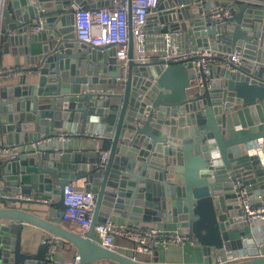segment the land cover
Listing matches in <instances>:
<instances>
[{"label": "water", "instance_id": "obj_1", "mask_svg": "<svg viewBox=\"0 0 264 264\" xmlns=\"http://www.w3.org/2000/svg\"><path fill=\"white\" fill-rule=\"evenodd\" d=\"M93 1L0 0L13 73L21 72L17 84L0 85V147L16 151L0 158V264H53L49 247L57 238L75 246L80 264H182L141 261L101 245L95 227L112 216L175 223L203 247L202 264H214V255L241 248L251 233L235 187L247 189L253 206L264 205V162L251 150L264 138V7L224 0L230 16L213 25L193 0H161L149 17L161 25L152 31L183 32L189 49L240 51L241 62L234 71L211 65L209 73L192 61L137 62L130 33L127 80L118 91L115 50L92 49L74 36L75 11L101 5ZM98 85L113 91L97 92ZM74 124L105 125L103 165L99 151L45 147ZM214 146L221 165L213 164ZM79 179L96 196L86 233L62 221L63 188ZM17 204L48 209H39L42 216ZM25 225L52 238L27 249ZM233 264H264V257Z\"/></svg>", "mask_w": 264, "mask_h": 264}, {"label": "built area", "instance_id": "obj_2", "mask_svg": "<svg viewBox=\"0 0 264 264\" xmlns=\"http://www.w3.org/2000/svg\"><path fill=\"white\" fill-rule=\"evenodd\" d=\"M199 4L200 16L213 25L224 24L225 18L230 12L224 0H193ZM240 4L247 3L252 8L264 7V0H231ZM94 4L100 6L82 7L75 11L74 36L80 43L86 44L92 49H114L121 75L117 78L115 90H121L127 80L129 68V36L134 42V60L137 62L163 61L168 67L174 63H189L192 61L196 67L201 66L206 73L210 72L211 65L234 71L242 59L240 51L232 53L220 52L209 47L189 49L185 48L183 32L150 33L147 32L149 17L158 13L161 0H94ZM183 6V5H181ZM44 28V24L31 28L32 32H38ZM21 73V72H20ZM16 75L13 69L8 72H0V84L3 78ZM198 75V73H197ZM100 93L112 92L113 89L95 87ZM81 129V128H80ZM103 140L105 125L92 130L87 126L84 130L71 129L70 132L62 131L59 138L69 139L78 134ZM58 138V139H59ZM253 154H259L264 162V138L258 139L252 147ZM100 152V165H103L109 156V150ZM16 151L10 147H0V158L14 157ZM214 165H221V154L217 146L211 149ZM236 201L241 209L245 224L252 226V221L258 216H264V205L253 206L247 189L236 186ZM31 197H27L29 199ZM62 199L65 205L62 221L64 224L75 226L81 233H86L93 220L96 206V196L92 191L78 188L72 183L63 188ZM251 231V230H250ZM95 239L103 246L119 251L131 253L135 259L139 255L152 256L158 247L182 246L188 242L195 243L193 237L182 234L179 231H170L156 227H143L135 222L118 223L108 220L95 227ZM117 238L124 240V244H118ZM57 246H50V254L55 256ZM130 256V255H129ZM264 257V232L250 233L243 239L240 249L225 250L214 255V264H233L246 260ZM80 256L76 254L72 261L66 262L54 260L53 264H80Z\"/></svg>", "mask_w": 264, "mask_h": 264}, {"label": "crops", "instance_id": "obj_3", "mask_svg": "<svg viewBox=\"0 0 264 264\" xmlns=\"http://www.w3.org/2000/svg\"><path fill=\"white\" fill-rule=\"evenodd\" d=\"M150 24L148 26L151 27V30L147 28L146 31L150 33H158L152 30L157 25L160 26L161 25L160 22L151 21ZM6 30L7 28H5V24L3 23L0 26V72L1 71L8 72L9 70L16 68L15 67L16 56L13 54L11 50L14 47V45L9 46L8 41H7L8 39L7 37L9 35L6 33ZM15 34L16 32H10V35H15ZM182 35H183L184 46L185 48H188L186 46L185 34H182ZM5 44H8L7 51L5 48ZM20 59L23 61V57H21ZM20 74H21L20 72H17L16 75H14L13 77L3 78L0 85L1 86H11L12 84H17V80ZM28 82H31V81H28ZM98 87L100 88L105 87V88L113 89L111 86H108V85H98ZM88 126L91 127L92 130L94 129L97 130L100 127H102V125L100 124L95 125V127H93V125H88ZM73 128L78 129L80 131L81 124H74L72 129ZM63 130L66 131V128H64ZM0 143H1V140H0ZM45 147H50V148L61 150V151L71 150L73 152H80V153H85V154H88V153L90 154L91 152H95L98 150H104L103 140L92 138L85 133L72 136L69 139L59 138V139L47 140L45 142ZM87 166L89 165H83V167H87ZM72 184L78 188L85 189L86 180L79 179V180L73 181ZM17 206L21 207L19 204H17ZM21 208L29 209L31 212L38 214V215H42V216L44 214L39 213L40 212L39 209H43V210L48 209L47 206L40 207L37 205H29V206L23 205ZM99 216H101L100 221H103V218H104L103 215H99ZM109 220L115 221L118 223L135 222L134 220H131L129 218L115 217V216L110 217ZM137 224L143 227H156L159 229H167L170 231L180 232L179 227L175 223L165 224L163 222H139ZM64 226L68 230L81 233L73 225L64 224ZM25 227L26 229H24L22 233V243L24 247L27 249L31 248L33 251H36L39 245H41L45 241H48L52 238L50 234H47L45 231H43L42 229L38 227H35L32 225H25ZM250 230L254 234H259V233L264 232V216H258L254 218L252 221V226H250ZM117 243L124 244L125 242L123 239L117 238ZM54 245L57 246V251L54 256L55 261L61 260V261L70 262L73 260L74 256L78 254L75 246L69 241H66L64 239L57 238ZM236 249H240V248H236ZM231 250H235V249H231ZM49 251H50V247H49ZM125 254L133 256L131 253L125 252ZM216 255H218V253ZM204 258H205V254H204L203 247L197 241L195 243L188 242L186 244H183L182 246H170L168 248L158 247L156 249V252L152 256H145V255L137 256L138 260L146 261V262L182 263V264H202L204 261ZM94 264H111V263L107 261H100Z\"/></svg>", "mask_w": 264, "mask_h": 264}, {"label": "trees", "instance_id": "obj_4", "mask_svg": "<svg viewBox=\"0 0 264 264\" xmlns=\"http://www.w3.org/2000/svg\"><path fill=\"white\" fill-rule=\"evenodd\" d=\"M109 146H110V142L108 143V141L105 142L103 140V147H104V149H106V150L109 149Z\"/></svg>", "mask_w": 264, "mask_h": 264}]
</instances>
